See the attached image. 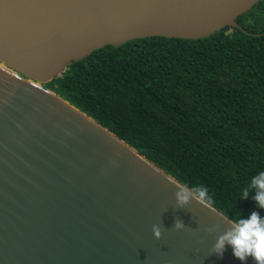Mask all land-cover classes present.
<instances>
[{
    "label": "water",
    "instance_id": "water-1",
    "mask_svg": "<svg viewBox=\"0 0 264 264\" xmlns=\"http://www.w3.org/2000/svg\"><path fill=\"white\" fill-rule=\"evenodd\" d=\"M261 1L0 0V264H242L205 231L231 219L178 208L177 179L44 86L107 46L242 29Z\"/></svg>",
    "mask_w": 264,
    "mask_h": 264
},
{
    "label": "trees",
    "instance_id": "trees-1",
    "mask_svg": "<svg viewBox=\"0 0 264 264\" xmlns=\"http://www.w3.org/2000/svg\"><path fill=\"white\" fill-rule=\"evenodd\" d=\"M199 40L151 37L107 46L44 87L123 139L180 183L204 185L231 220L264 171V0Z\"/></svg>",
    "mask_w": 264,
    "mask_h": 264
},
{
    "label": "clouds",
    "instance_id": "clouds-1",
    "mask_svg": "<svg viewBox=\"0 0 264 264\" xmlns=\"http://www.w3.org/2000/svg\"><path fill=\"white\" fill-rule=\"evenodd\" d=\"M177 187L175 198L178 208H185L192 204L193 201L209 209L214 204L213 197L204 185L188 187L187 185L174 183ZM254 193V196L252 194ZM250 196L254 199L259 209L264 210V171L258 172L252 177L247 187L243 190L240 201L247 200ZM240 218L228 221L230 227L226 231H221L219 224L206 228L209 234L219 232L216 242L212 246V252L223 257L226 246H231L233 255L246 264L251 258L255 264H264V216L258 211H252L247 218ZM187 227L185 224L176 219L173 229L183 231ZM154 237L157 240L163 238L162 227L160 224H154L152 227Z\"/></svg>",
    "mask_w": 264,
    "mask_h": 264
}]
</instances>
